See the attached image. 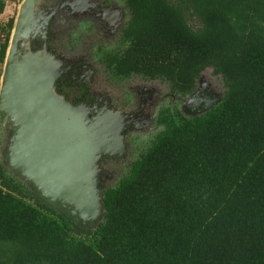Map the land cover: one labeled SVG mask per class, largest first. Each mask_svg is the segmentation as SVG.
I'll use <instances>...</instances> for the list:
<instances>
[{"label": "trees", "instance_id": "16d2710c", "mask_svg": "<svg viewBox=\"0 0 264 264\" xmlns=\"http://www.w3.org/2000/svg\"><path fill=\"white\" fill-rule=\"evenodd\" d=\"M137 1L116 75L190 95L211 69L221 100L165 119L121 181L101 190L106 212L89 236L3 170L0 264H264V0ZM12 27L0 23L1 65Z\"/></svg>", "mask_w": 264, "mask_h": 264}, {"label": "flooded vegetation", "instance_id": "af4514ba", "mask_svg": "<svg viewBox=\"0 0 264 264\" xmlns=\"http://www.w3.org/2000/svg\"><path fill=\"white\" fill-rule=\"evenodd\" d=\"M18 1L10 18V39L25 0ZM137 4V0H31L18 32L20 55L26 49L44 51L60 65L63 75L54 87L68 104L87 111L106 109L123 119L122 156L99 164L104 188L118 184L129 172L131 164L165 130V119L178 122L180 117L201 116L205 113L201 109L216 97L203 75L190 95H181L169 83L139 74L116 75L115 63L126 61L132 46ZM11 136L10 125L2 127L0 118L3 169ZM29 195L35 198L33 192Z\"/></svg>", "mask_w": 264, "mask_h": 264}, {"label": "water", "instance_id": "95a60500", "mask_svg": "<svg viewBox=\"0 0 264 264\" xmlns=\"http://www.w3.org/2000/svg\"><path fill=\"white\" fill-rule=\"evenodd\" d=\"M25 0L10 39L0 81V118L12 136L4 169L29 186L35 198L89 236L103 222L102 160L123 152V119L109 110L72 107L55 91L60 65L46 52L17 51ZM221 94L201 112L209 111ZM0 166V176L4 170ZM126 175V174H125ZM117 184L113 185L115 187Z\"/></svg>", "mask_w": 264, "mask_h": 264}, {"label": "rangeland", "instance_id": "374dc122", "mask_svg": "<svg viewBox=\"0 0 264 264\" xmlns=\"http://www.w3.org/2000/svg\"><path fill=\"white\" fill-rule=\"evenodd\" d=\"M7 1H8L7 8H6L4 14L0 16V23H2V24H6V22L8 20H10L11 16L14 14L15 9H16V6H17V4L19 2L18 0H7ZM3 38H4V35H2L0 37L1 41L4 40ZM6 55H7V53H6ZM3 70H4V64L3 65L0 64V74H1V77H2V74H3ZM202 75H203V78H205L206 83L208 85H210L211 88L213 89L212 91H214L215 95H217V94L220 95L223 92V89L224 88H223V83H222L220 77L214 76L211 69L206 70ZM0 81H1V78H0ZM1 154L2 153H0V157H1ZM134 158H135V156H134ZM134 158L131 157V160H133Z\"/></svg>", "mask_w": 264, "mask_h": 264}]
</instances>
